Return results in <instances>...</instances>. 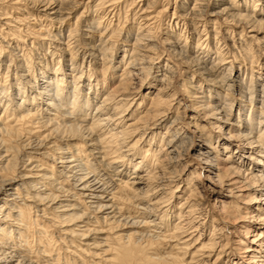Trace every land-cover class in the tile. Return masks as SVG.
Returning a JSON list of instances; mask_svg holds the SVG:
<instances>
[{
	"label": "bare ground",
	"instance_id": "bare-ground-1",
	"mask_svg": "<svg viewBox=\"0 0 264 264\" xmlns=\"http://www.w3.org/2000/svg\"><path fill=\"white\" fill-rule=\"evenodd\" d=\"M171 1L0 0V264H264V0Z\"/></svg>",
	"mask_w": 264,
	"mask_h": 264
},
{
	"label": "rangeland",
	"instance_id": "rangeland-1",
	"mask_svg": "<svg viewBox=\"0 0 264 264\" xmlns=\"http://www.w3.org/2000/svg\"><path fill=\"white\" fill-rule=\"evenodd\" d=\"M174 1H176V3L179 2V0H172L171 2H173L172 3L173 5H174ZM172 11H173V6L170 8V10L168 12V17H165L167 19V21H169L172 18ZM161 26H163V27H161ZM161 26L159 29L156 30V35L160 34V36H162L165 27L167 29V25L165 23H164V25H161ZM158 31H159V33H158ZM259 58H260L261 62L264 61V57L260 56ZM161 130H164L163 127L161 128ZM130 168L132 169L131 165H130ZM118 192L120 194H123V193L131 194V191L129 190L128 187L120 188V189H118ZM184 196H185V194L182 195L181 197L177 198L176 201H174V206L178 205ZM211 201H213V198L211 199ZM173 221L177 222V218L176 219L173 218L171 222L169 221L168 218L163 220V224L166 225V226H163V229L164 230L166 229V233H169L174 229V227H173L174 225L172 224ZM191 230L192 229H189V231H191ZM193 233H195V232H193ZM207 235H209V227L207 230ZM170 236L171 235H169V238H170ZM138 239H139L138 237H134V238H131L128 243H125V245H127V246H125V248L126 247L128 248V249H126L125 252H122L123 250L121 251V248L118 247V244H116L114 240H110L109 244H110V247H111L112 253H113L111 255V260L113 259V262L115 261L116 264H225V263H223L226 260L225 258L220 259L219 261L213 263V261L215 259L214 257H211L212 259L208 258L205 260L202 258L203 256H200L201 254H197V253L194 255V259L191 261V263H188L187 260H185V258L188 259L189 253L186 254V257H185V255L183 253L185 251L176 250V249L170 250V248L168 247V243L172 244L173 242H170L169 239L163 240V241L159 240V239H147L144 237L142 239L141 238L139 240ZM200 246H201L200 243H197L196 248H198ZM231 246H233V245H231ZM196 248H194V249H196ZM194 249H192V250H194ZM175 252H176V257L173 259V261L161 262L157 258L160 255L164 256L165 253L166 254H168V253L174 254ZM232 255H235V253L232 252ZM188 260H190V258ZM206 261H207V263H206ZM243 262H245L244 259L239 258L238 264H244Z\"/></svg>",
	"mask_w": 264,
	"mask_h": 264
}]
</instances>
